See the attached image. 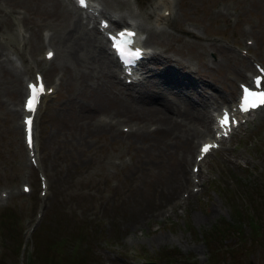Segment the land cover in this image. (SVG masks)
<instances>
[{"label":"rangeland","instance_id":"1","mask_svg":"<svg viewBox=\"0 0 264 264\" xmlns=\"http://www.w3.org/2000/svg\"><path fill=\"white\" fill-rule=\"evenodd\" d=\"M17 1L0 0V45L16 46L32 74L33 60H43L48 47L41 38H31L34 26L18 17L24 11L40 26L46 21L53 25L57 5L54 0L14 4ZM158 1L127 0L126 9H105L146 22L147 11ZM173 1L171 24L162 25L166 31L156 39L173 45L165 52L168 56L188 59L216 86L206 95L214 102V114L236 100L239 82L248 81L253 70L252 58L264 63V0ZM179 25L203 40L186 34L177 39ZM216 40L217 45L210 44ZM147 44L151 46L148 40ZM50 47L58 51L57 45ZM10 51L20 59L16 50ZM34 70L45 75L49 86L57 76L61 80L37 116L39 168L30 162L23 140L25 69L18 70L20 75L10 65L0 67V264H31L38 252L41 260L36 264H44L52 256L48 247L54 250L53 243L69 240L70 233L84 234L80 245L94 255L90 264H264V109L223 140L194 175L195 154L203 139L196 140L192 158L183 161V142L167 134L158 119L142 122L148 116L138 113L144 111L141 107L130 106L129 113L116 101L121 86L115 80L105 87L107 99L92 100L95 108L77 58L63 59L60 53ZM155 81L166 86L160 74ZM20 86L23 92L17 93ZM172 91L179 89L173 86ZM187 94L200 98L193 88ZM140 124L144 125L139 130ZM39 170L48 177L46 195L41 194ZM184 174L190 177L188 185L171 193ZM23 183L32 185V193L23 192ZM251 219L257 220V235ZM229 224V231L224 230ZM76 244L69 243L65 251L71 253ZM166 252L175 255L160 259Z\"/></svg>","mask_w":264,"mask_h":264},{"label":"bare ground","instance_id":"2","mask_svg":"<svg viewBox=\"0 0 264 264\" xmlns=\"http://www.w3.org/2000/svg\"><path fill=\"white\" fill-rule=\"evenodd\" d=\"M54 1L55 6L57 5L56 20L52 19L54 26L50 21H46L41 23V28L37 21H31L23 15L24 11L20 12L21 16L18 17L24 25L34 26L33 36L31 38L37 41H40L39 39L41 38L44 46H58V51L51 61L53 62L56 60L60 53L63 59L69 57L70 59L77 58L79 60L80 74L83 76V83L91 93V103L95 108V103H93L92 100L107 99L109 95L106 93L105 87L108 86L111 80H115V82L119 83L121 86L116 95L125 98L126 103L119 97L116 101L129 113L132 112V107L130 106L137 105V107H141L144 111H138L141 109H137V107L135 110L138 111L140 115L148 116L143 117L145 119H143L142 122H146L148 118L152 117L158 119L160 121L158 122L159 125L164 127L167 134L183 142L182 145H184V150L181 159L183 161H188L192 158L191 150L194 149L196 140L199 138H202L204 141L210 140L212 132H214L215 121L213 113H211L214 102H209L210 100L206 98V95L207 92H210L209 90L215 91L216 86L208 82L200 72H197L188 59L183 60L174 56H168L165 52L173 50V45L156 39V36L166 31L163 29L162 25L169 24L171 21L174 11V1L159 0L156 7L153 6L151 10L147 11V16L150 21L137 23V27L141 29V33L147 32V40L151 42V46L154 47V50L147 58L151 65L148 64L143 67L141 70V75L143 76L142 80L133 84L132 88L129 87L126 82H121L120 75L122 72L118 70L119 64L110 51L107 39L100 32L98 26H90L89 22L93 21V15L80 9L73 0ZM20 2L19 0L14 4L17 5ZM94 2L101 7L100 12H102L105 18L108 15L105 5L116 6L117 9L121 10L128 8L127 0H99ZM167 13H169V15H167ZM109 17L112 19L114 16L109 15ZM11 19L12 18H9V20ZM86 19L88 21H86ZM112 22L113 24L124 23L123 26L131 25L124 15H119L115 20H112ZM45 28L48 29L46 34L42 32ZM175 28L180 32V35L177 36L179 40L182 39L185 34L191 35L195 40H203L200 35H197L196 32L191 31V29L187 27L179 25L177 27L175 26ZM210 44L217 45V40L215 43ZM10 49L19 51L14 45L1 47L0 67L4 69V67L7 68L11 65L17 68L15 70L18 72L19 68L23 66L25 69L24 79L26 83L32 80V77L35 79V74L33 75L28 72V68L24 64L23 53L21 55L23 59L22 62H18L12 57L9 51ZM44 61L47 63L45 56ZM41 62L40 59L35 58L32 67H39ZM41 64L45 65L44 63ZM86 72L90 75L94 84L90 81ZM18 74L21 75L19 72ZM157 74L163 77L165 81L163 82L166 86L162 87L159 85V81H155ZM126 79L127 76L124 78V81H126ZM173 86L179 89L178 93L172 91ZM58 87V81H56L53 86V88H55L53 94L57 92L56 90ZM192 88L200 93L199 99L191 98L187 94ZM95 90L97 92L94 95L93 91ZM20 91L21 93L23 92L22 86L17 88V93ZM180 91L184 93L181 94L179 93ZM185 94L189 97L184 98ZM170 95L180 101H172ZM214 96L215 94L213 92L211 98H214ZM49 97H51V95H46L43 100ZM226 98L227 97L224 99ZM146 105H148V108ZM98 125L105 124L98 123ZM143 125L144 124H140L139 130ZM214 136L215 134H213V137ZM186 175L187 174L182 175V179L179 182L176 180V183L172 186L171 193H174L178 186L188 185L190 177Z\"/></svg>","mask_w":264,"mask_h":264},{"label":"trees","instance_id":"3","mask_svg":"<svg viewBox=\"0 0 264 264\" xmlns=\"http://www.w3.org/2000/svg\"><path fill=\"white\" fill-rule=\"evenodd\" d=\"M257 220L251 219V225H253L254 229H255V233L256 235L259 233L258 231V226L256 224ZM222 225V224H221ZM230 225H227L228 227L225 226L224 230H228L230 229ZM37 229L34 230V233L36 232ZM215 231L216 233H218L219 230V226H215ZM229 231V230H228ZM215 234V233H214ZM69 240H64L63 238L58 239L55 243H53V247H55L54 250H52L51 248L48 247V253L51 251L52 256H51V260L50 257L49 259H47L45 261L44 264H90V257H94L93 254L90 255V249L85 247L82 248V246L80 245L81 241L85 239L84 234L82 233V236H76L73 235L72 233L69 234ZM72 235V236H71ZM76 236V237H75ZM38 239L40 241V243H42L41 241V234L38 236ZM69 243H77L74 246V250H72L71 253H68V251L66 252L65 249L68 247ZM47 253V254H48ZM162 256H159L160 259H163L165 257H167L168 259H171L173 255H175L174 252H166V253H162L160 254ZM53 258V259H52ZM166 258V260H167ZM41 260V254L38 252V256L36 259L33 260V262L31 264H36L37 261ZM151 260V262L154 261V259H149V261ZM172 262V260H169L168 263Z\"/></svg>","mask_w":264,"mask_h":264},{"label":"snow or ice","instance_id":"4","mask_svg":"<svg viewBox=\"0 0 264 264\" xmlns=\"http://www.w3.org/2000/svg\"><path fill=\"white\" fill-rule=\"evenodd\" d=\"M81 3H84V0H80ZM131 35V34H129ZM51 55V53L49 54ZM136 55H139V52L136 53ZM256 85L259 86L261 81L258 78L255 81ZM31 91H32V95L29 97V99L27 100V110L29 113H32L36 110V104H37V97L39 96V94L43 91V86L40 87V89L38 90L34 85H30L29 86ZM244 105L242 110L247 112L249 110V108H256L260 105H264V92H260V93H256L253 91H250L248 88L244 89ZM229 122V117H228V113L224 114V117L221 119L220 123L221 125H225ZM25 123L28 126V144L31 147L32 144V120L31 119H27L25 121ZM211 146L210 145H205L202 149L203 152H207L209 150Z\"/></svg>","mask_w":264,"mask_h":264}]
</instances>
